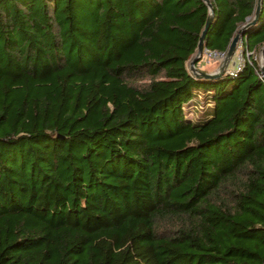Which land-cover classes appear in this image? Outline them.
<instances>
[{"label": "trees", "instance_id": "16d2710c", "mask_svg": "<svg viewBox=\"0 0 264 264\" xmlns=\"http://www.w3.org/2000/svg\"><path fill=\"white\" fill-rule=\"evenodd\" d=\"M209 1L226 51L256 0ZM207 15L0 0V264H264V78L253 54L189 72ZM241 43L264 45V0Z\"/></svg>", "mask_w": 264, "mask_h": 264}, {"label": "water", "instance_id": "95a60500", "mask_svg": "<svg viewBox=\"0 0 264 264\" xmlns=\"http://www.w3.org/2000/svg\"><path fill=\"white\" fill-rule=\"evenodd\" d=\"M203 1L208 7V15L204 24V28L201 32V35L197 43L195 55L188 62L189 64L188 70L196 78L214 79L221 76L224 73L225 69L228 67V63L231 60V58L234 56L238 42L241 40V37L245 29L255 24V22L258 20L261 0H256V6L252 17L236 30L235 35L233 36L227 47L225 57L222 60L219 69L212 73L202 71L197 67V63L198 61L201 60L202 52L205 49V44H204L205 34L213 19V8L210 1L209 0H203ZM260 52H261V64L259 65V68H260L261 76L264 78V45H262Z\"/></svg>", "mask_w": 264, "mask_h": 264}, {"label": "built area", "instance_id": "2783aa9c", "mask_svg": "<svg viewBox=\"0 0 264 264\" xmlns=\"http://www.w3.org/2000/svg\"><path fill=\"white\" fill-rule=\"evenodd\" d=\"M239 42L240 43H238L236 52L234 54L236 55L234 56L235 60L233 64L230 66V68L227 67V69L225 70V73L227 74L232 75L235 74L237 71H239L244 64L245 59L250 60V56L252 55V53H249V51H245V55H244V49L242 48L241 40ZM225 53L226 51L208 50L205 48L202 52L201 61L202 62L204 61L205 63L211 61H221L224 59ZM253 58L255 57L253 56Z\"/></svg>", "mask_w": 264, "mask_h": 264}, {"label": "rangeland", "instance_id": "374dc122", "mask_svg": "<svg viewBox=\"0 0 264 264\" xmlns=\"http://www.w3.org/2000/svg\"><path fill=\"white\" fill-rule=\"evenodd\" d=\"M238 43H240V42H238ZM262 47V46H261ZM261 47L259 48V50L257 51V53H252V52H250L249 51V53H252L253 55L252 56H254L256 59H257V61H258V64L260 65L261 64V52H260V49H261ZM195 55V53L191 56V58L193 57ZM234 56H236V55H234ZM232 57L231 58V60L229 61V63H228V67L230 68V66L233 64V62H234V60H235V57ZM190 58V59H191ZM189 59V60H190ZM201 60H202V58H201ZM198 61V63H197V67H198V69H200V70H202V71H205V72H209V73H212V72H215V71H217L218 69H219V67H220V65H221V63H222V60L221 61H211V62H208V63H205L204 61L202 62V61ZM189 62V61H188ZM188 63H187V68H188ZM227 69V68H226ZM225 69V70H226ZM225 72V71H224ZM185 111H186V114H187V117L188 118H190V119H197V117H198V113H194L193 111H192V109H191V107L189 106V107H185Z\"/></svg>", "mask_w": 264, "mask_h": 264}]
</instances>
